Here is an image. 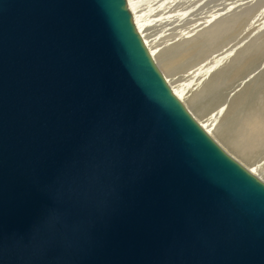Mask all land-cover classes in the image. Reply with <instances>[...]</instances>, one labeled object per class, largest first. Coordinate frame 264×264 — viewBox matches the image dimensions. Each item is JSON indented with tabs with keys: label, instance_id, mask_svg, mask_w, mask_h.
Segmentation results:
<instances>
[{
	"label": "water",
	"instance_id": "1",
	"mask_svg": "<svg viewBox=\"0 0 264 264\" xmlns=\"http://www.w3.org/2000/svg\"><path fill=\"white\" fill-rule=\"evenodd\" d=\"M0 264H264V181L126 0H0Z\"/></svg>",
	"mask_w": 264,
	"mask_h": 264
},
{
	"label": "bare ground",
	"instance_id": "2",
	"mask_svg": "<svg viewBox=\"0 0 264 264\" xmlns=\"http://www.w3.org/2000/svg\"><path fill=\"white\" fill-rule=\"evenodd\" d=\"M126 1L139 34L155 63L164 71L163 75L176 96L182 99L181 101L194 104L202 113L217 110L219 113L217 121H213L211 117L209 119L211 122L205 118L201 119L199 124L231 156L264 181V175L256 169L258 165L252 164L254 154L264 146V97L245 96L244 99L243 94L233 95L234 98L232 95L227 97L223 95L225 91L222 85H227V77H230L232 82L238 77L240 69H245L247 63H241L244 57L239 59L237 64L234 63L232 73L228 71V67L219 66L221 61L225 63L224 66L231 65L232 58L229 62L223 58L207 60L211 49L220 50L226 43L234 46L236 41L232 42V39L239 30V24L231 21L230 25L222 27L223 18L219 16L215 18L219 21L218 24L207 27L210 23L204 21L206 7L210 5L209 0ZM145 1L148 5L143 6ZM146 8H150L151 11L143 13ZM160 24L163 29L160 32L162 35L158 34ZM261 40L260 43H254L253 46L251 44L248 48L264 46V35ZM237 55L238 53L234 57ZM175 84L181 85V92L174 87ZM258 92L262 95L264 91L259 89ZM185 103L189 107L187 102ZM213 115L216 116L215 113Z\"/></svg>",
	"mask_w": 264,
	"mask_h": 264
},
{
	"label": "rangeland",
	"instance_id": "3",
	"mask_svg": "<svg viewBox=\"0 0 264 264\" xmlns=\"http://www.w3.org/2000/svg\"><path fill=\"white\" fill-rule=\"evenodd\" d=\"M209 1H210L209 2L210 5L206 7L207 11H206L205 21H204L205 23H210V25H207V27L215 26L216 24H218L217 22L219 21L216 19L220 16L221 18H223L222 21L224 25L222 27H227V25H230L231 21H236L239 24V30L237 31L235 38L232 39V42L236 41L234 46H238L237 48H233L234 46L229 43H226L224 47L220 50L213 48L208 52V55L210 57H207V60L210 58H213V59L215 58V60L216 58L217 59L223 58V59L228 60L229 62V60L232 58L233 63H230L231 65L224 66L225 63L224 62L222 63V61L220 64L218 63L219 66L221 65L220 67L222 68L228 67V71L230 73H232L233 68L235 67V64L238 63V60L242 59L243 57H244L243 62H241L242 64H246V63L251 64L249 66L246 64V67L244 70L240 69L238 77L235 80L233 79L232 82L230 81L232 79L230 77H227V85H224V84L222 85V88L225 91L223 95L227 97L229 95L238 96L239 94H243L244 99H245V96L251 97V98L253 97L255 98L259 96L264 97V92L262 95L260 94V92H258L259 89H262L264 91V46L260 48H256V49L248 48V46H250L251 44L253 46L254 43L258 44L262 41L261 38L264 35V0H209ZM146 5H148V3L145 1L143 6H146ZM149 10L150 8H146L143 10V13L145 12L147 13V11ZM210 13L212 16L210 15ZM205 23L204 25H206ZM161 27L162 25L160 24V26H158L159 35H162L160 33L161 30H163L161 29ZM250 39H253V41L252 40L250 41ZM246 47L248 48L247 50L245 49ZM224 48L226 49L224 50ZM231 48L233 49L231 50ZM237 53L238 55L234 57V55H236ZM218 64L216 65V67L218 66ZM226 64H229V63H226ZM159 70L163 71L162 69H160V67H159ZM228 71L226 72V74H228ZM162 73L164 74V71ZM180 86L181 85H176V84L174 85L175 88L176 87L178 88L176 89L179 92H181L182 90ZM242 101H245V100L242 99ZM185 102H187L189 107L186 105ZM185 102H184L185 106L192 113V115L196 118V120H198V122L201 119L205 120V118L209 120L211 119V117L212 119H214L213 121L215 120L217 121L218 115H219L217 110H214V111L211 110L213 112L210 111L208 113L206 112L202 113L201 111H199V109L194 104L189 103L188 101H185ZM218 106L220 107L221 104L220 105L218 104ZM242 107L243 106H241V108ZM214 113L216 116L213 115ZM209 122L211 121L209 120ZM223 142L225 141L223 140ZM260 148L258 149V152L254 154V157L256 159L254 158L253 159L254 162L252 161L251 162L254 166H256L257 164L258 168L256 167V169L262 172V174L264 175V146ZM259 150L260 152L261 151L263 152L260 153Z\"/></svg>",
	"mask_w": 264,
	"mask_h": 264
}]
</instances>
